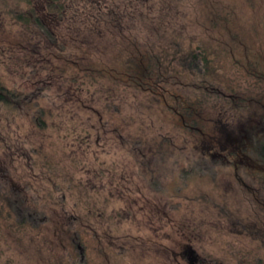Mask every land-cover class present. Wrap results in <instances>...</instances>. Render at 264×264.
Wrapping results in <instances>:
<instances>
[{"label": "rangeland", "instance_id": "1", "mask_svg": "<svg viewBox=\"0 0 264 264\" xmlns=\"http://www.w3.org/2000/svg\"><path fill=\"white\" fill-rule=\"evenodd\" d=\"M60 4L0 0V264H264V0Z\"/></svg>", "mask_w": 264, "mask_h": 264}, {"label": "trees", "instance_id": "2", "mask_svg": "<svg viewBox=\"0 0 264 264\" xmlns=\"http://www.w3.org/2000/svg\"><path fill=\"white\" fill-rule=\"evenodd\" d=\"M27 1V0H23ZM50 6L53 7L54 10L58 11L60 9L61 4L60 0H49ZM193 59H200L202 61L203 66L206 68L210 63V59L208 58L206 49L199 48L197 52H193L192 54ZM137 81V79H135ZM13 92L6 89L4 86L0 84V103H9L11 100L14 99ZM184 123L181 125L183 126ZM257 152L260 156V159L264 162V141L258 145Z\"/></svg>", "mask_w": 264, "mask_h": 264}]
</instances>
